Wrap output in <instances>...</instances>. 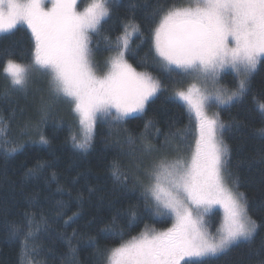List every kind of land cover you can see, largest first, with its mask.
Wrapping results in <instances>:
<instances>
[{
  "label": "trees",
  "instance_id": "trees-1",
  "mask_svg": "<svg viewBox=\"0 0 264 264\" xmlns=\"http://www.w3.org/2000/svg\"><path fill=\"white\" fill-rule=\"evenodd\" d=\"M189 1L113 0L111 17L102 22L98 34H90L98 72L106 70L112 55L109 47L127 18H134L147 34L149 14L159 4L180 7ZM85 2L80 0L79 5ZM139 42L137 34L130 38L133 53L126 59L136 71L157 79L160 89L142 113L119 124L110 116L98 117L89 147L79 149L72 141L73 135L80 136L76 115L71 107L64 109L51 100L49 76H32L20 88L4 74L8 60L32 64L35 42L29 30L17 26L0 35V264H106L108 251L121 243V232L123 240H128L146 226H171L168 215L156 216L146 206L141 185L147 183L145 170L153 163L190 156L195 119L175 98L177 90L188 87L189 76L166 71L152 44L145 41L137 48ZM221 83L234 88V74L224 73ZM260 103H264V62L252 73L243 100L219 112L225 125L220 136L228 149L225 173L232 188L243 194L257 229L250 239L192 264H264V116ZM41 136L47 143L41 142ZM14 147L15 152L8 151ZM114 163L120 168L119 181L112 175ZM133 210L137 215L129 223ZM213 216L211 232L220 222L219 213ZM113 221L115 231H102ZM13 225L19 230L16 236L10 235Z\"/></svg>",
  "mask_w": 264,
  "mask_h": 264
},
{
  "label": "snow or ice",
  "instance_id": "snow-or-ice-1",
  "mask_svg": "<svg viewBox=\"0 0 264 264\" xmlns=\"http://www.w3.org/2000/svg\"><path fill=\"white\" fill-rule=\"evenodd\" d=\"M113 9V0H91L82 11L78 0H0V33L26 25L35 42L32 64L8 60L3 71L20 88L26 86L33 65L47 71L52 92L66 99L78 116L80 136L73 135L72 141L79 149L89 147L99 116H110L119 124L142 111L161 87L157 79L137 72L126 59L133 53L130 38L134 33L140 37L137 48L149 41L166 71L192 77L196 82L175 92L190 119H195L190 156L153 163L145 170L147 183L141 185L146 206L156 216L170 214L174 222L164 231L146 226L128 240H123L121 232V243L109 250L107 262L192 264L186 258L214 257L237 241L250 239L257 229L243 194L225 180L228 149L218 136L225 125L218 115L208 113L213 107L242 101L257 64L264 62V0H191L187 7L159 4L149 14L147 34L134 18H127L109 47L110 67L100 75L92 60L90 34L101 31ZM228 68L236 80L232 89L220 86L221 73ZM258 108L264 116V103ZM41 142L47 140L41 136ZM112 175L121 179L118 164H113ZM214 206L223 210V223L216 234H210L205 214ZM136 215L133 210L129 223ZM18 231L13 225L10 235ZM102 231H115V221Z\"/></svg>",
  "mask_w": 264,
  "mask_h": 264
},
{
  "label": "rangeland",
  "instance_id": "rangeland-1",
  "mask_svg": "<svg viewBox=\"0 0 264 264\" xmlns=\"http://www.w3.org/2000/svg\"><path fill=\"white\" fill-rule=\"evenodd\" d=\"M190 2H191V0H190L187 4H184V5L180 6V7H187V6L190 4ZM79 3H80V0H78V4H79ZM90 3H91V0H86L85 3L79 5V10L82 11V10H83L85 7H87ZM18 26H24V27L27 28L26 25H22V24H21V25H18ZM27 29H28V28H27ZM28 30H29V32L31 33L30 29H28ZM11 31H12V30H11ZM11 31H8V32H11ZM8 32L0 33V35L5 34V33H8ZM133 35H135V33H134ZM133 35H132V36H133ZM257 65H258V64H257ZM109 67H110V64H108L106 70H105L103 73H99V72H98V74L103 75L105 72L108 71ZM137 72H138V71H137ZM226 72H231L232 74H234V73L232 72V70H231L230 68H228V69H225L224 71H222V73H221V78H222V75H223L224 73H226ZM42 73H46V74L49 76V79H50V75L47 73L46 70L41 69V68H39L38 66L33 65V67H31V68L29 69V72H28V80H29V78H31L32 76H37L39 79H41V78L43 77V76L41 75ZM4 74H5V73H4ZM5 75H6V74H5ZM8 78H9V77H8ZM188 78H189V84H188V86H189L190 84L196 82V81L193 80L192 77H188ZM9 79H10V78H9ZM154 79H155V78H154ZM10 80H11V79H10ZM27 82H28V81H27ZM47 84H48V83H47ZM48 85H49V84H48ZM220 86H224V85L221 83V80H220ZM17 87H19V86H17ZM185 89H187V87H186ZM157 92H158V91H157ZM157 92H156V94H157ZM156 94H155V95H156ZM155 95H154V96H155ZM154 96L150 97L149 100L153 99ZM51 100H53V102H55L56 105H59L60 107H62V108H64V109H66V108L70 109V107L72 108V105H71L70 103H68V102L66 101V99H64V98H58L55 94L52 95ZM149 100H148V101H149ZM177 100H178V99H177ZM148 101L145 102V105H146V103H147ZM180 102H182V101H180ZM182 103H183V102H182ZM183 104H184V103H183ZM225 106H228V105H223V106H220L219 108L213 107V108L209 111L208 114H209L210 116L213 115V114L218 115V118H219V121H220V114H219V112H220L221 108H223V107H225ZM144 108H145V107H144ZM143 110H144V109H143ZM143 110L140 111V112L133 113V114H131V116L138 115V114L142 113ZM113 113L115 114L114 110H113ZM74 114L76 115L75 112H74ZM99 117H105V116H99ZM76 118H77V124H78V132H79V134H80V125H79V119H78V116H77V115H76ZM220 134H221V130H219V132H218V136H219V138L221 139ZM223 172H224V175H225L226 183L228 184V186H229L230 188H232V186L230 185V183H229V181H228V179H227V176H226V173H225V169H223ZM233 190H234V189H233ZM234 191H235V190H234ZM235 192H236V191H235ZM216 212L219 213V215H220V222H219V225L217 226V228L215 227V228H216L215 231H214V232H211V228H212L213 225H214V222H213V217H214V216H213V214L216 213ZM168 216L170 217V219H171V221H172V223H173V222H174V218L171 217L170 214H169ZM205 222H206L205 226L208 228L209 233H210V234H216V233H217V230L221 227V225H222V223H223V210L220 209L219 206H214V207L209 211V213L205 214ZM171 226H172V224H171ZM171 226H170V227H171ZM166 229H167V228H166ZM166 229H156V230H157V231H164V230H166ZM137 236H139V235H137ZM244 240H247V239H241V240L237 241L236 243H238V242H240V241H244ZM236 243H234V244H236ZM231 246H232V245H231ZM108 252H109V251H108ZM220 254H221V253H220ZM218 255H219V254H218ZM107 256H108V253H107ZM216 256H217V255H216ZM206 258H209V257H205V258H186V259H189L191 262H196V261H200V260H203V259H206ZM106 264H108L107 261H106ZM181 264H185V261H182Z\"/></svg>",
  "mask_w": 264,
  "mask_h": 264
}]
</instances>
